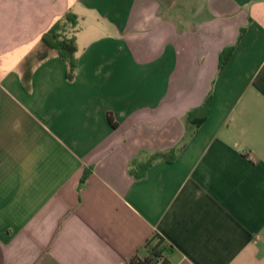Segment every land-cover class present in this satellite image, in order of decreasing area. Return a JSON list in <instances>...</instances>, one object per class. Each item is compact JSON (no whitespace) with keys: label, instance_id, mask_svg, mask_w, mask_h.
I'll return each mask as SVG.
<instances>
[{"label":"crops","instance_id":"crops-1","mask_svg":"<svg viewBox=\"0 0 264 264\" xmlns=\"http://www.w3.org/2000/svg\"><path fill=\"white\" fill-rule=\"evenodd\" d=\"M66 15L72 78L37 58ZM155 233V264H264V0H0V264Z\"/></svg>","mask_w":264,"mask_h":264},{"label":"trees","instance_id":"trees-1","mask_svg":"<svg viewBox=\"0 0 264 264\" xmlns=\"http://www.w3.org/2000/svg\"><path fill=\"white\" fill-rule=\"evenodd\" d=\"M75 19L65 16L64 20L59 22H54L40 37L41 44L43 46V50L39 51L37 54L38 60H42L48 56L50 51H54L59 57H61L68 66L67 78H72L76 63H75V52L77 50L75 39L71 36H67L65 31L67 26L74 27ZM188 120L189 115H188ZM162 154H159L161 156ZM158 156V154H157ZM86 174L83 175L82 180H84ZM158 238V241L163 242V248L160 251L156 248V246L151 247V242L153 239ZM166 244L163 238L159 234H154L150 239H148L143 248L146 252L144 257H139L135 255L131 262L132 264H155L158 260L162 258L163 249Z\"/></svg>","mask_w":264,"mask_h":264},{"label":"rangeland","instance_id":"rangeland-1","mask_svg":"<svg viewBox=\"0 0 264 264\" xmlns=\"http://www.w3.org/2000/svg\"><path fill=\"white\" fill-rule=\"evenodd\" d=\"M152 246H156V248L159 249V250L161 251L164 245H163V242L158 241V238H155V239H153L152 242H151V247H152Z\"/></svg>","mask_w":264,"mask_h":264}]
</instances>
